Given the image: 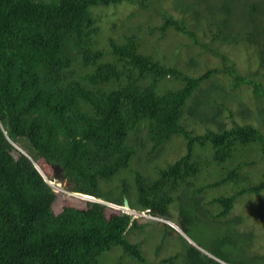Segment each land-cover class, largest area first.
I'll use <instances>...</instances> for the list:
<instances>
[{
  "label": "trees",
  "instance_id": "16d2710c",
  "mask_svg": "<svg viewBox=\"0 0 264 264\" xmlns=\"http://www.w3.org/2000/svg\"><path fill=\"white\" fill-rule=\"evenodd\" d=\"M166 33L184 41L166 49ZM221 46L242 49L247 68ZM258 159L264 0H0V264H221L166 223L93 200L56 209L42 165L60 168L66 190L132 210L174 203L183 232L214 205L218 222L237 217L229 244L252 238L250 250L263 233ZM249 196L245 224L234 211ZM173 232L182 250L158 259Z\"/></svg>",
  "mask_w": 264,
  "mask_h": 264
},
{
  "label": "rangeland",
  "instance_id": "374dc122",
  "mask_svg": "<svg viewBox=\"0 0 264 264\" xmlns=\"http://www.w3.org/2000/svg\"><path fill=\"white\" fill-rule=\"evenodd\" d=\"M238 3V2H237ZM237 5V4H236ZM125 7V6H124ZM123 8V7H122ZM130 7L127 6L122 14L127 15V12L130 11ZM104 21V20H102ZM171 34L166 33L164 36V39L160 40V43L162 46L167 48H171L173 45H175L178 41L183 42L185 37H180V35L177 34L175 37L174 43L170 42L171 40ZM224 50L228 49V55L233 57L236 61H239V64L241 65L242 69L245 70L246 64L243 62L245 59L246 55L242 49L238 48H233V47H228V46H221ZM230 49V50H229ZM252 59L254 60L255 57L253 56ZM197 60L200 62L201 58L198 56ZM214 60L213 57H211V65H215V63L212 61ZM187 57L184 54V52L181 53V59H180V64L183 65L186 63ZM204 59L202 58L203 62ZM253 68L255 65L252 66ZM246 101L247 97L245 98ZM234 108V106L232 105ZM226 114V111H223L222 115L224 116ZM249 116H252V114H246ZM238 119V116H237ZM226 120L229 121L228 117ZM257 165L260 167V169L264 166V162L262 159L257 160ZM33 166L41 173L40 169L35 165V161H33ZM45 167L46 171L43 169ZM42 169L44 173L46 174V177L42 175L45 179V181L54 188V190L60 192L61 196L57 199L56 203V209L60 208L61 204H64L66 202H70L74 204L73 206L80 207L82 208L85 204L86 200H93V201H98L101 202L102 204L105 205V213H112L113 209H118L124 213L131 214L133 218L137 220L138 223H151L153 224L156 222L159 224V222L166 223L169 226L175 230L188 244L195 246L200 250L201 252L205 253V255H208L210 258L213 260L221 263V264H264V213H262L260 216L259 220H262L258 223H254L256 226H258L259 231L263 232L259 235H256L255 238L256 240L254 243L257 242V248L253 247L250 250L248 249L249 244L251 243L252 238H248L245 242V244H239L236 242V244H229V233H225L229 230L228 225L224 224H230L232 220H236V216L232 215L231 217H227L226 221L223 222H218L219 219L211 217L207 215V212H211L214 210V205H206L207 207H204L202 210L198 209L196 210L194 208V217H192V222L191 225L188 223L186 224L187 228L184 232L183 230L179 227L180 223L182 222L181 215L179 214V209H176L173 204L171 211L169 213L166 211V209H160L155 206H150L147 209H144L142 211H137V210H132L130 208H126L123 205H115L100 199H96L92 197L91 195H86L82 194L79 192L75 191H68L64 187V182L58 181L54 182L53 179V172L50 168H48L46 165H42ZM48 178L50 180H48ZM257 198L249 196L248 201H240L236 203L235 205V211L234 213H237L238 215H241L240 212L247 214V218L245 220V224L247 222H253L252 217L249 215L251 214L254 218L255 215L254 213H251L250 208H254L256 206ZM85 207V206H84ZM184 214H189L191 212V208L185 207L184 208ZM205 213H204V212ZM233 213V214H234ZM257 215V214H256ZM155 225V224H153ZM250 226L248 228L247 225H245V228L247 231L249 230H255L256 226ZM182 227V224L180 225ZM246 231V232H247ZM162 235L170 236L171 230L168 228H164L161 230ZM158 233V232H157ZM162 236L160 233L158 235H153L150 239L152 241V245H156L157 243H161ZM183 241L179 239V237L176 235V233L173 232L172 234V239H170L167 243H162L161 248L163 249L158 252L157 256L158 259H161L162 256H169L173 254L176 250H182L181 244ZM146 250H151L150 242L145 244ZM185 248H183L184 250ZM166 258V257H165ZM223 260V261H222ZM160 264V263H157Z\"/></svg>",
  "mask_w": 264,
  "mask_h": 264
},
{
  "label": "water",
  "instance_id": "95a60500",
  "mask_svg": "<svg viewBox=\"0 0 264 264\" xmlns=\"http://www.w3.org/2000/svg\"><path fill=\"white\" fill-rule=\"evenodd\" d=\"M53 179L54 182L62 181V175L60 174V168L56 165L53 166ZM123 206L129 208V204L126 198L123 199Z\"/></svg>",
  "mask_w": 264,
  "mask_h": 264
}]
</instances>
